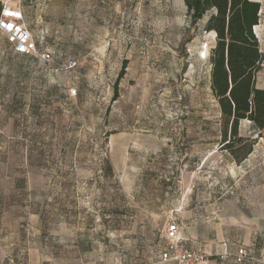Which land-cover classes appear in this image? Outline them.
Here are the masks:
<instances>
[{
    "label": "rangeland",
    "instance_id": "1",
    "mask_svg": "<svg viewBox=\"0 0 264 264\" xmlns=\"http://www.w3.org/2000/svg\"><path fill=\"white\" fill-rule=\"evenodd\" d=\"M5 4L55 58L0 37V264H161L174 223L208 254L264 252V131L241 122L255 145L240 163L221 149L215 34L184 0Z\"/></svg>",
    "mask_w": 264,
    "mask_h": 264
},
{
    "label": "trees",
    "instance_id": "2",
    "mask_svg": "<svg viewBox=\"0 0 264 264\" xmlns=\"http://www.w3.org/2000/svg\"><path fill=\"white\" fill-rule=\"evenodd\" d=\"M184 3L191 23L196 26L205 21L204 31L215 34L216 43L210 53V85L220 108L221 149L240 163L255 145L254 140L241 133V122L249 121L258 138L264 131V89L258 88L256 81L264 65V54L254 32L260 24L261 4L254 0Z\"/></svg>",
    "mask_w": 264,
    "mask_h": 264
},
{
    "label": "built area",
    "instance_id": "3",
    "mask_svg": "<svg viewBox=\"0 0 264 264\" xmlns=\"http://www.w3.org/2000/svg\"><path fill=\"white\" fill-rule=\"evenodd\" d=\"M4 35L7 43L16 55L23 57H37L43 64L50 65L54 61V52L49 47L39 46L25 22L22 9L5 4L0 13V37ZM75 60L68 61L64 69L68 72L77 68ZM76 95V91H72ZM166 247L160 254L161 264H211L210 257L194 248L186 247L179 235V227L176 223L168 227L166 234ZM225 252L220 254L221 260L230 257ZM238 263H242L251 257L247 248H240L233 255Z\"/></svg>",
    "mask_w": 264,
    "mask_h": 264
},
{
    "label": "crops",
    "instance_id": "4",
    "mask_svg": "<svg viewBox=\"0 0 264 264\" xmlns=\"http://www.w3.org/2000/svg\"><path fill=\"white\" fill-rule=\"evenodd\" d=\"M176 224L179 227V235H180V238H181L183 244L186 247L198 249V250L206 253L209 257H211V259H210L211 264H264V259L262 258L264 256V254H263L264 252H260L261 250L257 246L248 247V246L242 245V246H238L237 248L233 249V248H231L225 244L223 246H217L216 247V253L214 255H212V253L208 254L207 250L202 245H198V244L194 243L192 240L185 239L182 236V230H181L180 224L179 223H176ZM240 248H247L251 252V257L249 259H246L242 263H238L233 256V255H235V253H237L239 251ZM212 251L213 250L211 249V252ZM225 252H228L229 254H231V256L225 260H221L219 255L223 254Z\"/></svg>",
    "mask_w": 264,
    "mask_h": 264
}]
</instances>
